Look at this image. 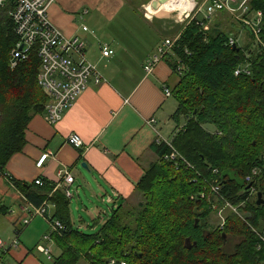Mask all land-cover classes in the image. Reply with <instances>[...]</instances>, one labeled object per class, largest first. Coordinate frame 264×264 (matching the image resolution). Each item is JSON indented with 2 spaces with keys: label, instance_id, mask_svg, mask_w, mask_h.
I'll list each match as a JSON object with an SVG mask.
<instances>
[{
  "label": "trees",
  "instance_id": "1",
  "mask_svg": "<svg viewBox=\"0 0 264 264\" xmlns=\"http://www.w3.org/2000/svg\"><path fill=\"white\" fill-rule=\"evenodd\" d=\"M248 5L262 13L259 41L253 46L227 44L231 31L218 23L204 29L203 16L185 21L165 57L179 76L171 91L177 108L171 115L175 131L170 145L151 144L158 159L135 184L140 196L136 205L116 204L95 231L90 229L96 222L88 226L90 232L71 222L64 188L43 178L41 184L21 182L5 173L10 157L25 144L32 116L44 110L47 96L38 85L40 61L35 51L10 66L16 43L7 16L11 4L1 9L0 177L7 178L31 207H52L50 221L60 222L62 228L51 234L60 253L50 264H78L81 259L88 264L264 263V203H256L258 191L264 199V0H248ZM242 65L250 74L235 75ZM206 123L215 131H207ZM173 151L177 154L172 158ZM253 168L258 172L248 181L245 177ZM212 185L218 186L217 192ZM214 198L235 211L229 209L211 245L209 238L216 232L208 230L206 222ZM6 211L0 208V215ZM229 236L241 237L234 252L224 251ZM208 245L216 255L205 253Z\"/></svg>",
  "mask_w": 264,
  "mask_h": 264
},
{
  "label": "crops",
  "instance_id": "2",
  "mask_svg": "<svg viewBox=\"0 0 264 264\" xmlns=\"http://www.w3.org/2000/svg\"><path fill=\"white\" fill-rule=\"evenodd\" d=\"M152 1L54 0L48 8L50 20L62 32L85 40L86 55L103 79L95 82L93 77L89 78L86 88L57 123L47 121L45 110L34 114L25 131V144L10 157L5 173L21 182L31 183L36 178L55 182L58 187L67 188L72 197L75 192L71 187L76 193L78 187L87 190L89 206L79 200L81 206L75 208L81 214L74 215L71 204L69 207L71 222L82 230L91 224L83 213L93 224H102L112 210H103L90 199L108 197L112 207L127 202L136 194V182L149 164L158 159L150 148L157 135L173 128L170 137L162 135L170 140L175 131L171 115L177 101L172 95H165L164 87L173 91L179 76L174 73L169 57L158 62L149 73L144 71L143 63L164 38H175L186 20L162 16L163 4L156 10L151 8ZM82 25L88 29L83 30ZM103 44L112 49L111 55H102ZM150 119L155 121L150 123ZM214 131L215 127L211 132ZM71 132L82 138L81 147L67 141ZM43 153L48 156L38 168L36 162ZM82 162H86L87 169L81 166ZM62 169L74 177L70 185L58 176ZM4 207L7 211L0 218L9 211L23 214L29 209L14 185L0 177V208ZM51 213L48 204L46 214L50 217ZM16 222L12 220L13 231ZM31 222L38 235L49 231L43 216H35ZM20 242L22 247L6 256L8 264H50L51 259L41 252L35 254L33 248ZM37 244L38 241L35 247Z\"/></svg>",
  "mask_w": 264,
  "mask_h": 264
},
{
  "label": "built area",
  "instance_id": "3",
  "mask_svg": "<svg viewBox=\"0 0 264 264\" xmlns=\"http://www.w3.org/2000/svg\"><path fill=\"white\" fill-rule=\"evenodd\" d=\"M54 0H0V11L6 4H11L7 11V15L12 22L13 31L16 36V43L10 52V66L14 67L18 61L26 59L28 55L35 51L39 61V71L37 75L38 85L47 96L44 110L46 112L47 121L51 124L57 123L64 112L72 105L80 93L86 88L89 78L93 77L95 82H100L103 77L86 55V42L83 38L77 36H69L62 32L51 20L48 15V8ZM194 4L181 21L187 17L194 18L198 13L210 21L219 12H227L234 15L237 22L253 36L255 41H259V34L262 27V13L260 10H251L248 0H201ZM196 11L194 12V10ZM191 12H194L191 14ZM192 15V16H191ZM187 21V20H186ZM204 25V24H203ZM83 30L88 28L82 25ZM175 38H164L155 48L154 52L146 57L143 63V69L146 73L153 70L154 66L170 54L174 46ZM238 42L233 35L228 36L227 44L235 45ZM101 52L104 56L113 53L106 44L101 46ZM179 66V65H178ZM177 73L181 74L178 67ZM181 71V72H180ZM241 72L250 74L246 65L239 66L234 70V74ZM166 96L171 95V90L164 87ZM150 119L149 122H154ZM67 141L75 147L82 146V138L75 132H71L67 136ZM156 143L166 142L170 145L169 140L164 139L158 134ZM177 153L172 152L171 157ZM47 153L41 154L36 162V166L42 167ZM258 172L257 168L251 170V174L247 175L246 180H251L252 176ZM58 176L66 184L70 185L74 181V177L67 169L58 171ZM36 184H41L40 178L34 180ZM212 189L217 192L218 186ZM67 197L71 198L72 193L64 188ZM110 203V198L105 199ZM229 207L235 211V208ZM47 204L43 203L39 207H31L26 209L27 212L22 219L21 225H28L35 216H43L50 226V233L43 236L44 239L52 241L51 234L62 228L58 221L51 222L50 217L46 214ZM19 229L15 230V237L9 242H5L0 237V264H8L6 256L19 247ZM264 241V236L262 237ZM264 247V244L262 245ZM260 247V245L258 246ZM37 250L43 253L47 258H51L49 246L39 243ZM110 264H114L112 260ZM121 264H124L123 262Z\"/></svg>",
  "mask_w": 264,
  "mask_h": 264
},
{
  "label": "rangeland",
  "instance_id": "4",
  "mask_svg": "<svg viewBox=\"0 0 264 264\" xmlns=\"http://www.w3.org/2000/svg\"><path fill=\"white\" fill-rule=\"evenodd\" d=\"M196 1L200 2L201 0H196ZM193 4H194V2H193ZM195 11H196V9L194 10V12ZM155 12L157 13V11H155ZM194 12H191V14L194 13ZM187 13H188V11L187 12L185 11L183 14L178 13V11H172V12H164V13H162V16L171 17L172 20L173 19L174 20H180V19L184 18L185 15H187ZM196 16L197 17L198 16H202V14L198 13ZM188 19L189 18L187 17L185 20H188ZM214 23H218L220 25V27L224 31H228V33H229V31H231V33L229 35L235 36L237 38V41H238L240 46H245L246 45L245 42H248V44H251V46H253L255 39L242 26L241 23L237 22V19H236V17L234 15H232L230 13H226V12L217 13L214 17H212V19H210V21H207L203 25V28L204 29H209L211 24H214ZM203 126L209 132L214 130V125L213 124L206 123ZM172 130H173V128H171L169 130V132H167V130H165V131H161V133L165 137H170L171 134H172ZM78 168L81 170L80 166H78ZM84 171H86V173H88L87 170H84ZM89 179L90 178H89V174H88V176L86 177V180L89 181ZM78 189H79V192H77V193H79V194L76 193L74 187H71V191L75 192L74 196L70 200L71 201L70 204H71L72 211L74 210V215L75 214L77 215L78 213L81 214L80 211H76L75 210L76 207L81 206V203L82 204L84 203L85 206H89V204L87 203V201L89 199V193L84 188L78 187ZM139 199H140V196H139V194L136 193L135 195H133V196H131L129 198L127 203H129L130 205H136V203L139 201ZM79 200L81 201V203L79 202ZM208 200H209V198H208ZM90 201H92L94 205L99 206L103 210H108L109 212H110V209L112 208V204L106 202V200L102 199L100 196L99 197L98 196H94V198L90 199ZM217 201L218 200L214 198V202L210 205L211 206L210 207L211 208V212L208 215L207 222H206L207 226H209V227H206V228L208 230L213 228V230L216 232V234L213 235L214 237L209 238L211 243H212L211 245H214V243L217 242V235H218V231H219L218 229L223 227V223L225 221L224 220L225 216H229V209H230V208L228 209L227 206H225V205H223V204H221V203H219ZM125 208H129V207L125 206L124 209ZM238 213H240V212L238 211ZM24 216H25V213L22 214V213H19L18 211H13V212L9 211L8 215H6V217L0 218V237H1V239L3 241H5V242H9L10 240H12L15 237V231H13V229H12V225H13L12 224V220L16 219L17 227L21 228L20 236H19L20 241H24V243L27 245V247L33 248L35 254H38V253L40 254V252L35 247V243L37 241H38V244L41 243V244H45V245L49 246L50 252H51V258H48V259H51V261H52V257L53 256L55 257V256H57L60 253L59 248L55 245V243L53 241H49L47 239H44L43 238V236H44L43 232H41V234L38 235V233H39L38 231L32 230V228H33V224H31L32 222H30L26 226L21 225V222H22V219H23ZM82 216L85 217V219L89 223L93 224L92 221L89 219V217H86V215H84V213H83ZM18 220H19V222H18ZM100 224L96 223L95 226L98 225L97 227H99ZM95 226H91V229L87 228V227H85V228L83 227L84 228L83 230H86V231L88 230L87 232H90V230H93V228ZM48 227H49V231L47 230L48 232L46 231L47 232L46 234L50 233V226L48 225ZM232 232H233L232 229H230V233L231 234H233ZM225 240H226V243H225V246H224V251L234 252L233 251L234 250V248H233L234 243L236 244V243L240 242L241 237L229 236ZM20 241H19V247L20 246L22 247V243ZM211 245H208V247H205V253H207V255H216L215 250H213V248L211 249ZM78 264H88V263L86 262V260L81 259L78 262ZM260 264H264V263L262 262Z\"/></svg>",
  "mask_w": 264,
  "mask_h": 264
},
{
  "label": "bare ground",
  "instance_id": "5",
  "mask_svg": "<svg viewBox=\"0 0 264 264\" xmlns=\"http://www.w3.org/2000/svg\"><path fill=\"white\" fill-rule=\"evenodd\" d=\"M162 4V13L178 11V13L183 14L192 8L193 0H168Z\"/></svg>",
  "mask_w": 264,
  "mask_h": 264
},
{
  "label": "water",
  "instance_id": "6",
  "mask_svg": "<svg viewBox=\"0 0 264 264\" xmlns=\"http://www.w3.org/2000/svg\"><path fill=\"white\" fill-rule=\"evenodd\" d=\"M166 1H168V0H153V1L151 2V8H153V9H158V8L161 6V4H162V3H165ZM81 166H82L83 168L87 169V164H86V162H82V163H81ZM250 185H251V184H248L246 188H249ZM256 203H257L258 205L261 204V203H264V199L262 198V193H261L260 191L257 192V201H256ZM222 237H224L223 234H222ZM189 243H190V242H189V238H186V239H185V244H186L188 247H190Z\"/></svg>",
  "mask_w": 264,
  "mask_h": 264
}]
</instances>
